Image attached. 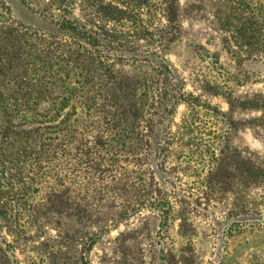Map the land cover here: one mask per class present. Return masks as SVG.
I'll list each match as a JSON object with an SVG mask.
<instances>
[{
    "label": "rangeland",
    "instance_id": "374dc122",
    "mask_svg": "<svg viewBox=\"0 0 264 264\" xmlns=\"http://www.w3.org/2000/svg\"><path fill=\"white\" fill-rule=\"evenodd\" d=\"M64 18L149 60L112 66L136 95H105L100 116L131 165L101 196L79 142L39 135L56 98L77 130L98 117L73 99L80 70L35 44ZM159 95L177 103L163 118ZM0 264H264V0H0Z\"/></svg>",
    "mask_w": 264,
    "mask_h": 264
},
{
    "label": "trees",
    "instance_id": "16d2710c",
    "mask_svg": "<svg viewBox=\"0 0 264 264\" xmlns=\"http://www.w3.org/2000/svg\"><path fill=\"white\" fill-rule=\"evenodd\" d=\"M44 24L53 27L54 32H45L43 29L36 30L34 35H36L37 38L35 40L37 41L35 44L39 48V53L51 54L54 51V58L58 59L57 65H61V68H68L71 72L80 70L77 73L78 79L76 78L75 86L71 91L74 93V96L79 92H83L85 95L80 97V99H77V96L73 97V99L82 100L81 106L86 107L89 111H94L95 116L98 117H96L94 122V126L97 127L96 130L93 125L92 129L86 128L85 130L83 128L77 130L73 125V122L75 123L77 121L74 120L71 122V118L76 116V114H71L69 111L66 112L71 100L68 102L65 99L56 98L50 105L51 108H54L53 113L50 115H42V123H48L50 126L44 127L43 129L39 128V135L41 131L50 130L47 132L50 136L54 135V145L56 144L57 146H69L70 144L75 146L79 142L80 149H86L84 153L86 160L84 173L91 193H94L95 196H101L103 193L116 192L115 189L117 187H114L113 184L118 181V177L121 174L120 171L125 170V164L129 163V166L131 164L130 158L126 155L124 148L119 149L109 143V139L115 134L114 132L117 128L118 121L115 118L107 121L105 117L100 116L102 107H105L102 105V98L104 99L105 95H117V91L122 92L121 89H117V86L121 83L118 82V77L114 75L112 70L114 63L140 62L147 64L149 60L129 59L126 55L118 53L119 51L116 48H111L112 44L118 43L116 40L98 31L89 30L76 21H70L68 18L54 23L44 20ZM29 29L32 30V28ZM89 60L106 66L102 75L106 81V88H102L100 75L97 72H92L89 68ZM155 71L156 81L158 83L161 81L166 82L170 79L168 78L170 76H168L169 72L165 65L161 64L155 67ZM128 90L131 93L126 90L122 92L123 95L131 96L132 98L135 97L136 90L134 87L131 90V87L128 86ZM88 95H90V98ZM164 98V95L158 96V100L161 102L159 109L165 110L160 115L161 118H163L167 111L176 108L177 104H168L169 98L167 99V97L163 102ZM104 101L106 100L104 99ZM130 106L135 107L132 101H130ZM156 116L158 117V114ZM129 125L134 126L133 123H129ZM158 125L161 131L165 130L164 122L159 121ZM125 130L126 128H122V133H125ZM41 137H43L42 133ZM156 149L159 150L158 152L162 151L161 145H158Z\"/></svg>",
    "mask_w": 264,
    "mask_h": 264
}]
</instances>
